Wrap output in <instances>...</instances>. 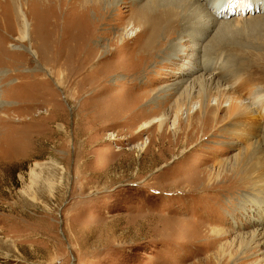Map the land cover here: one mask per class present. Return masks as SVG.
<instances>
[{"label": "rangeland", "instance_id": "374dc122", "mask_svg": "<svg viewBox=\"0 0 264 264\" xmlns=\"http://www.w3.org/2000/svg\"><path fill=\"white\" fill-rule=\"evenodd\" d=\"M74 1L0 0V264H264V0Z\"/></svg>", "mask_w": 264, "mask_h": 264}, {"label": "bare ground", "instance_id": "6f19581e", "mask_svg": "<svg viewBox=\"0 0 264 264\" xmlns=\"http://www.w3.org/2000/svg\"><path fill=\"white\" fill-rule=\"evenodd\" d=\"M118 1L119 0H77V2L74 1V4L77 6V9L86 10V7H88L90 5V3L93 2L97 6V8L95 10L96 15L98 17L103 16V18H107L111 14V10H112L114 4H116ZM126 1L132 2V5H134V3H136V5L139 4L137 9L134 11L133 17H134L135 21L137 22V24L139 25V27L141 28L139 31L145 30L147 28L148 40L144 44L143 50H144L145 55H146V53L149 55L150 60L153 59L157 53V51H156L157 44H156L155 40H157L159 36L160 37L164 36L166 38L167 37L172 38L173 35L177 34L180 30L183 29L186 21H187V23L191 22V20L194 18H197L198 20L202 19L203 25L208 27L209 25L205 24L204 22H209L208 24L214 25L216 18L218 16L225 15L223 13V11H218L216 13V15H214V16H210V15L206 16L205 14H202L201 13L202 12L201 6L197 3L198 0L197 1L196 0H186L185 4H187V5H191V3H192V5L198 4L196 7V11H199V14H196L192 10V12L194 14L187 15L183 19L180 18L181 14L178 13V10H177V7L179 8V6H181L180 1H178V0H148L143 4L140 3V0H126ZM177 2H178V5L176 4ZM210 3H211V6H213V7L222 5L220 8H216L215 10H220V9L224 10V8L227 7L226 5L228 4L227 0H212ZM191 9H193V8L191 7ZM181 12H182V10H181ZM204 17H206V19ZM177 19H179L181 21H179ZM23 20H24V24H23V28L21 31V33H22L21 36H22L23 40H25L26 38H28L29 33H30V23L26 19L25 15L23 17ZM107 23H109V22H107ZM129 29H131V28H129ZM137 49L138 48H136L135 51H137ZM140 50L141 49H138L137 54H138V52H140ZM219 71L218 72L216 71V73H219ZM240 103L241 102L238 100L237 97H233V99L230 101V104H229L230 112H233L234 110L238 111V105ZM263 109H264V107H263Z\"/></svg>", "mask_w": 264, "mask_h": 264}]
</instances>
